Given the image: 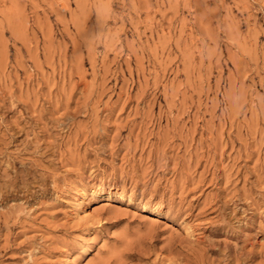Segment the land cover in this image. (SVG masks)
<instances>
[{"label":"rangeland","instance_id":"rangeland-1","mask_svg":"<svg viewBox=\"0 0 264 264\" xmlns=\"http://www.w3.org/2000/svg\"><path fill=\"white\" fill-rule=\"evenodd\" d=\"M0 264H264V0H0Z\"/></svg>","mask_w":264,"mask_h":264},{"label":"bare ground","instance_id":"bare-ground-1","mask_svg":"<svg viewBox=\"0 0 264 264\" xmlns=\"http://www.w3.org/2000/svg\"><path fill=\"white\" fill-rule=\"evenodd\" d=\"M79 192H80V194H79V197L77 198L78 204L81 203V202L86 198V196H87V192H81V191H79ZM151 211H152L153 214H155V215H160V214L163 213V210H162L161 207H159V208H154V209H152Z\"/></svg>","mask_w":264,"mask_h":264}]
</instances>
